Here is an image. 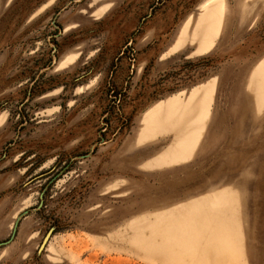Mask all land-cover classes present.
<instances>
[{"label":"rangeland","instance_id":"374dc122","mask_svg":"<svg viewBox=\"0 0 264 264\" xmlns=\"http://www.w3.org/2000/svg\"><path fill=\"white\" fill-rule=\"evenodd\" d=\"M206 1L0 0V264H264V0Z\"/></svg>","mask_w":264,"mask_h":264},{"label":"bare ground","instance_id":"6f19581e","mask_svg":"<svg viewBox=\"0 0 264 264\" xmlns=\"http://www.w3.org/2000/svg\"><path fill=\"white\" fill-rule=\"evenodd\" d=\"M207 1L204 2L200 6V9H204L205 7L209 6L211 4V2H213V0H207ZM211 13L214 14V9L212 11H209L208 14H211ZM70 28L71 27L69 25L65 26V32L68 31ZM74 60H76V55L72 56V57H64L59 62L58 66L59 67H64L67 64H70V63L74 62ZM200 103H201L200 101H194L193 103H191L189 101L179 100L178 98H176V99H167L163 103H159L157 105L154 104L144 114H146L148 112H153L152 110L155 108V106H157V108L161 110V113H162L161 116H165V114L170 113V112H172L174 110H181V111H186V112H189V113H193V112H197L200 109ZM154 110H157V109H154ZM161 122H162V120H161ZM177 134H180V132L177 131Z\"/></svg>","mask_w":264,"mask_h":264},{"label":"crops","instance_id":"0c3cea01","mask_svg":"<svg viewBox=\"0 0 264 264\" xmlns=\"http://www.w3.org/2000/svg\"><path fill=\"white\" fill-rule=\"evenodd\" d=\"M238 2V1H237ZM240 2V1H239ZM238 2V3H239ZM257 4V3H256ZM256 4H254V6H253V8L256 6ZM245 7V6H244ZM248 7V6H247ZM249 8V7H248ZM190 18V17H189ZM188 18V19H189ZM78 20V19H77ZM78 22H80V20L78 21ZM76 24L77 23H73L72 24V26H76ZM64 32H65V28H64ZM175 44V41H174V43H173V45ZM171 48V47H170ZM170 48H169V50H170ZM194 50H195V48H194ZM194 50H193V54H194ZM175 51H177V50H175ZM175 51H173V52H175ZM169 52V51H168ZM173 52H170V53H173ZM203 54V53H202ZM196 55H201V54H196ZM264 61H262V62H260V64H262ZM259 64V65H260ZM259 65H258V67H259ZM256 71V70H255ZM253 77H254V73L252 74V79H253ZM263 92H264V90H263ZM179 95V94H178ZM263 97H264V93H262V94H260V93H258L257 92V100H259V101H261L262 99H263ZM251 112H250V105H249V101H245L240 107H239V109H237V116H238V118L239 119H245V118H248L251 114H250ZM203 130V129H202ZM168 135H171L170 133H168ZM161 135H159V136H156L155 138H153L152 139V142H150L151 143V145H152V148H151V150H153V153H156L157 151H158V149L162 146V145H165L168 141H169V137H166V136H161V138H159ZM171 137V136H170ZM138 138H136V140H137ZM171 139H172V137H171ZM171 139H170V141H171ZM167 140V141H166ZM198 142V141H197ZM159 143H161L159 146H156L157 144H159ZM165 149V148H164ZM155 150V151H154ZM163 150V149H162ZM152 152H151V155L153 154ZM191 155V154H190ZM190 155H189V157H190ZM146 156V155H145ZM189 157H187V158H184V159H182V160H180L179 162H174V163H170V164H177V163H180V162H182V161H184V160H186V159H188ZM145 158V157H144ZM139 164V163H138ZM170 164H164V165H170ZM156 166H159V165H156ZM161 166V165H160ZM216 180H218L217 178H215V179H213V181L215 182ZM213 181H211V180H209L208 181V183L210 184L211 182H213ZM235 183H238V181H235ZM240 184H244V183H247V179H246V177H243L242 178V180L239 182ZM169 202H171V197L170 198H167L166 199V201L164 202V203H169ZM152 205H153V207L156 205V202L155 201H153L152 200ZM252 257H254V256H252Z\"/></svg>","mask_w":264,"mask_h":264},{"label":"water","instance_id":"95a60500","mask_svg":"<svg viewBox=\"0 0 264 264\" xmlns=\"http://www.w3.org/2000/svg\"><path fill=\"white\" fill-rule=\"evenodd\" d=\"M28 211H24L20 216L19 218L15 221V225H14V228H13V232H12V236H11V239L15 236V233H16V228H17V224L19 222V219L21 217H23L25 214H27ZM52 232H53V229L49 230L47 232V234L45 235V237L43 238V241L41 242L40 246H39V251L40 250H43L45 245L47 244V242L49 241L51 235H52ZM3 243H0V246H2Z\"/></svg>","mask_w":264,"mask_h":264}]
</instances>
